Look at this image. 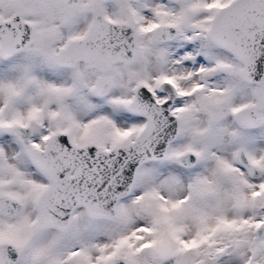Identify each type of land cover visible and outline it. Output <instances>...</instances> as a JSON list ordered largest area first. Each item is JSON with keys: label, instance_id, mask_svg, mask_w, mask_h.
<instances>
[{"label": "snow or ice", "instance_id": "6c2138e0", "mask_svg": "<svg viewBox=\"0 0 264 264\" xmlns=\"http://www.w3.org/2000/svg\"><path fill=\"white\" fill-rule=\"evenodd\" d=\"M0 264H264V0H0Z\"/></svg>", "mask_w": 264, "mask_h": 264}]
</instances>
